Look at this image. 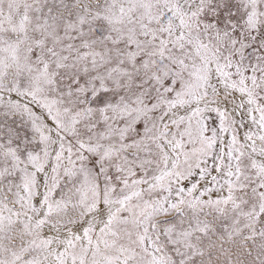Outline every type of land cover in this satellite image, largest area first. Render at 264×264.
I'll return each mask as SVG.
<instances>
[{"label":"snow or ice","instance_id":"1","mask_svg":"<svg viewBox=\"0 0 264 264\" xmlns=\"http://www.w3.org/2000/svg\"><path fill=\"white\" fill-rule=\"evenodd\" d=\"M0 264H264V0H0Z\"/></svg>","mask_w":264,"mask_h":264}]
</instances>
